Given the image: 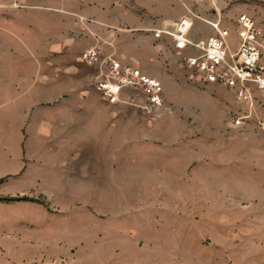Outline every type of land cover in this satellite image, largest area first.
<instances>
[{
    "label": "crops",
    "instance_id": "1",
    "mask_svg": "<svg viewBox=\"0 0 264 264\" xmlns=\"http://www.w3.org/2000/svg\"><path fill=\"white\" fill-rule=\"evenodd\" d=\"M194 1L56 0L22 10L39 34L22 44L40 47L29 50L30 69L10 70L26 72V84L0 86V264H152L116 260L118 190H149L142 234L158 248L165 190L200 168L190 167L198 150L183 154L182 126L213 127L231 109L213 85H196L193 68L171 59L169 36L155 35L182 17L193 26ZM189 36L201 38L192 29ZM90 47L161 81L153 118L137 90L118 103L103 99L81 57Z\"/></svg>",
    "mask_w": 264,
    "mask_h": 264
},
{
    "label": "rangeland",
    "instance_id": "2",
    "mask_svg": "<svg viewBox=\"0 0 264 264\" xmlns=\"http://www.w3.org/2000/svg\"><path fill=\"white\" fill-rule=\"evenodd\" d=\"M55 1L0 0V86L12 85L16 80L26 84L30 79L26 72L14 76L10 70L30 69L29 50L40 47L22 44L24 36L35 42L39 36L36 26L22 16V10ZM194 5L196 11L189 14L194 36H211L213 30L207 20L216 17L230 30L228 42L235 49V22L245 13L253 17L264 39V0H195ZM166 47L171 59L187 69L184 58L195 51L190 48L179 53L170 43ZM260 57L264 64V45ZM190 72L197 86L215 87V97L231 106L229 116L213 127L201 123L182 126L183 154L198 150V159L190 167L200 168L184 172L174 188L165 190V215L154 222L157 236L153 239L161 243L158 248L153 243L149 247L142 234L144 222L150 226L148 220H143L149 208V190H118L119 204L113 212L118 213L119 233L113 253L118 261L134 263L264 264V100L257 89L252 91L251 103L238 100L234 90L205 82L194 69ZM157 111L158 107L148 116L153 118ZM156 148L151 147L152 161L159 163ZM167 184H171L169 179Z\"/></svg>",
    "mask_w": 264,
    "mask_h": 264
},
{
    "label": "built area",
    "instance_id": "3",
    "mask_svg": "<svg viewBox=\"0 0 264 264\" xmlns=\"http://www.w3.org/2000/svg\"><path fill=\"white\" fill-rule=\"evenodd\" d=\"M207 22L213 34L206 38H190L192 20L189 17H182L172 29L156 31L155 35L169 36L178 50L193 49L195 53L185 56L184 63L199 72L205 82L224 85L234 90L238 100L248 103L252 102L253 89H257L264 100V64L260 57L264 39L254 19L247 14L236 19L235 49L228 42L230 30L220 19ZM81 57L94 68L91 79L107 102L118 103L126 91L137 90L144 97L140 107L146 112L163 104V86L158 78L121 62L112 54H102L97 47L86 49Z\"/></svg>",
    "mask_w": 264,
    "mask_h": 264
}]
</instances>
